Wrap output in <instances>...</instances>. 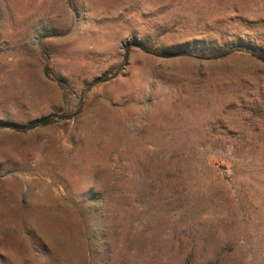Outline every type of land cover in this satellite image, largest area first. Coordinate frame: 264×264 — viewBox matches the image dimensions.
Masks as SVG:
<instances>
[{
  "label": "rangeland",
  "instance_id": "1",
  "mask_svg": "<svg viewBox=\"0 0 264 264\" xmlns=\"http://www.w3.org/2000/svg\"><path fill=\"white\" fill-rule=\"evenodd\" d=\"M247 51L264 0H0V264H264Z\"/></svg>",
  "mask_w": 264,
  "mask_h": 264
},
{
  "label": "trees",
  "instance_id": "2",
  "mask_svg": "<svg viewBox=\"0 0 264 264\" xmlns=\"http://www.w3.org/2000/svg\"><path fill=\"white\" fill-rule=\"evenodd\" d=\"M247 52H249L252 56L257 57L258 59H260L261 61L264 62V59H263L261 56L256 55V54H255L254 52H252V51H247ZM49 121H50L49 119H44V120H42V121L39 122V125H46Z\"/></svg>",
  "mask_w": 264,
  "mask_h": 264
}]
</instances>
